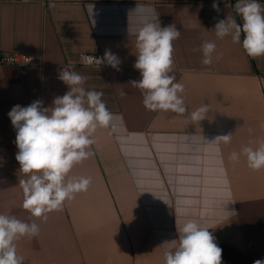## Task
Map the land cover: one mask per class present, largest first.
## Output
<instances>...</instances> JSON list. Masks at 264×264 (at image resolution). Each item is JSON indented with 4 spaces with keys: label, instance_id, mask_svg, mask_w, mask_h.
<instances>
[{
    "label": "crops",
    "instance_id": "obj_1",
    "mask_svg": "<svg viewBox=\"0 0 264 264\" xmlns=\"http://www.w3.org/2000/svg\"><path fill=\"white\" fill-rule=\"evenodd\" d=\"M236 2L0 0V50L43 62L0 64V214L40 228L38 236L15 242L24 264H164L165 249L190 219L209 228L222 264L264 260V169H249L241 153L264 141V56L248 57L231 34L220 39L215 29L220 20L242 24ZM88 4L95 5L94 17ZM157 22L180 31L170 74L184 85L183 115L146 109L130 83L141 78L134 33ZM206 41L216 45L209 65L198 50ZM106 49L120 60L119 70L106 60L68 69L87 77L86 91L103 93L113 115L94 133L91 155L70 173L91 184L46 219L32 217L22 207L19 180L26 177L8 113L36 100L51 107L70 90L58 78L64 64ZM203 105L205 118L192 121ZM229 133V144L215 141ZM233 151L241 153L238 163L230 160Z\"/></svg>",
    "mask_w": 264,
    "mask_h": 264
},
{
    "label": "clouds",
    "instance_id": "obj_2",
    "mask_svg": "<svg viewBox=\"0 0 264 264\" xmlns=\"http://www.w3.org/2000/svg\"><path fill=\"white\" fill-rule=\"evenodd\" d=\"M85 7L90 16L96 15L94 4ZM212 7L220 11L218 3L214 2ZM235 11L242 24L233 19L220 20L215 24L217 37L223 39L231 34L233 42L240 43L248 57L264 56V6L259 0H237ZM134 35L137 49L134 67L141 78L130 83L141 90L143 105L150 111L183 115L186 105L180 94L184 92V85L170 74L173 41L180 37V31L174 25L161 27L157 22L146 24ZM215 49L212 42L200 45L202 64L212 63ZM81 59L87 65L98 66L106 60L119 70L120 60L110 49L105 50L103 57L85 55ZM58 78L70 90L62 97H56L51 107H43V102L36 100L28 106L15 105L8 113L16 130L18 152L15 159L20 165V173L26 177L19 180L23 192L22 207L32 217L43 219L47 218V213L59 210L66 200L74 199L77 193L88 189L90 177H76L70 173L75 165L91 155L89 148L95 143L93 136L97 128L108 127L113 119L101 99L103 93L86 91L83 87L87 77L62 69ZM208 110L207 105L199 107L191 113V120H203ZM231 139L229 133L216 137L215 141L229 144ZM241 153L246 157L249 169H264V141L255 148L244 146ZM241 153L233 151L230 160L238 163ZM208 229L196 220L184 222L178 227V240L171 241L172 247L164 251V264H222V249ZM39 231L35 222L0 214V264H24V257L17 254L15 242L23 237L34 238ZM253 264H264V260H256Z\"/></svg>",
    "mask_w": 264,
    "mask_h": 264
},
{
    "label": "built area",
    "instance_id": "obj_3",
    "mask_svg": "<svg viewBox=\"0 0 264 264\" xmlns=\"http://www.w3.org/2000/svg\"><path fill=\"white\" fill-rule=\"evenodd\" d=\"M85 55L98 57V58L104 56L103 53H101V52L80 53L77 59H75L73 61H69L68 63L64 64L63 68L69 69L71 66H73L75 64L87 65L81 59ZM42 63L43 62L41 59L36 58L33 55L0 50V64H10V65H17V66H28V65L40 66V65H42ZM104 63L105 62H103L100 65H103ZM92 65H96V64H92ZM96 66H98V65H96ZM261 78L264 79L263 76H261Z\"/></svg>",
    "mask_w": 264,
    "mask_h": 264
},
{
    "label": "trees",
    "instance_id": "obj_4",
    "mask_svg": "<svg viewBox=\"0 0 264 264\" xmlns=\"http://www.w3.org/2000/svg\"><path fill=\"white\" fill-rule=\"evenodd\" d=\"M254 261L249 260V259H242L241 263L242 264H253Z\"/></svg>",
    "mask_w": 264,
    "mask_h": 264
}]
</instances>
